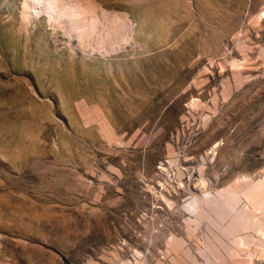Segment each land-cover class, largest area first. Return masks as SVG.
Returning a JSON list of instances; mask_svg holds the SVG:
<instances>
[{
  "label": "rangeland",
  "instance_id": "1",
  "mask_svg": "<svg viewBox=\"0 0 264 264\" xmlns=\"http://www.w3.org/2000/svg\"><path fill=\"white\" fill-rule=\"evenodd\" d=\"M0 264H264V0H0Z\"/></svg>",
  "mask_w": 264,
  "mask_h": 264
},
{
  "label": "bare ground",
  "instance_id": "2",
  "mask_svg": "<svg viewBox=\"0 0 264 264\" xmlns=\"http://www.w3.org/2000/svg\"><path fill=\"white\" fill-rule=\"evenodd\" d=\"M229 210V209H228ZM230 212V211H229ZM231 222V221H230Z\"/></svg>",
  "mask_w": 264,
  "mask_h": 264
}]
</instances>
